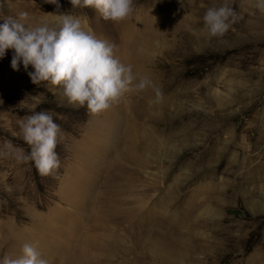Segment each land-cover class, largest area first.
<instances>
[{
    "label": "rangeland",
    "instance_id": "obj_1",
    "mask_svg": "<svg viewBox=\"0 0 264 264\" xmlns=\"http://www.w3.org/2000/svg\"><path fill=\"white\" fill-rule=\"evenodd\" d=\"M0 264H264V0H0Z\"/></svg>",
    "mask_w": 264,
    "mask_h": 264
}]
</instances>
